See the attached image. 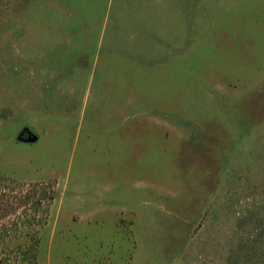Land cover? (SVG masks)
Masks as SVG:
<instances>
[{
    "label": "rangeland",
    "instance_id": "1",
    "mask_svg": "<svg viewBox=\"0 0 264 264\" xmlns=\"http://www.w3.org/2000/svg\"><path fill=\"white\" fill-rule=\"evenodd\" d=\"M0 177L38 264H264V0H0Z\"/></svg>",
    "mask_w": 264,
    "mask_h": 264
},
{
    "label": "trees",
    "instance_id": "2",
    "mask_svg": "<svg viewBox=\"0 0 264 264\" xmlns=\"http://www.w3.org/2000/svg\"><path fill=\"white\" fill-rule=\"evenodd\" d=\"M55 199L52 184L0 177V264H38L40 230Z\"/></svg>",
    "mask_w": 264,
    "mask_h": 264
}]
</instances>
